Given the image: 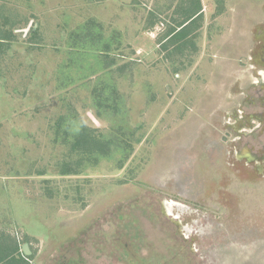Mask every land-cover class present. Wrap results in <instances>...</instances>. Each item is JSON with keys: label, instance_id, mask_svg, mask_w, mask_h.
<instances>
[{"label": "rangeland", "instance_id": "1", "mask_svg": "<svg viewBox=\"0 0 264 264\" xmlns=\"http://www.w3.org/2000/svg\"><path fill=\"white\" fill-rule=\"evenodd\" d=\"M0 35V258L264 264V0H0Z\"/></svg>", "mask_w": 264, "mask_h": 264}, {"label": "trees", "instance_id": "2", "mask_svg": "<svg viewBox=\"0 0 264 264\" xmlns=\"http://www.w3.org/2000/svg\"><path fill=\"white\" fill-rule=\"evenodd\" d=\"M199 15H200L199 11H194V10L189 11L188 14H186L185 16L184 21L178 26V29L171 30L170 35L172 36L170 38L178 41L184 40L187 35V27L191 25L192 22L195 21ZM5 39H6L5 36L0 35V41ZM4 251H5L4 249L0 251V256L5 254L3 253ZM17 251L18 249L16 246L9 256H6L5 258H2L3 257L2 256L0 258V263L4 262V264H25V262H23L18 256H16V254H18Z\"/></svg>", "mask_w": 264, "mask_h": 264}, {"label": "water", "instance_id": "3", "mask_svg": "<svg viewBox=\"0 0 264 264\" xmlns=\"http://www.w3.org/2000/svg\"><path fill=\"white\" fill-rule=\"evenodd\" d=\"M22 249H23V251H24L25 254H28V252H27V246L26 245H24Z\"/></svg>", "mask_w": 264, "mask_h": 264}]
</instances>
